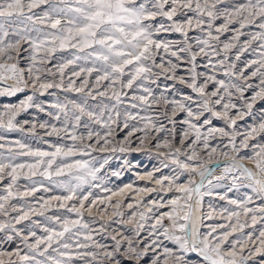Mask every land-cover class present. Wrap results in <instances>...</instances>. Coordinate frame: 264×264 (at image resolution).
Segmentation results:
<instances>
[{"label":"snow or ice","instance_id":"1","mask_svg":"<svg viewBox=\"0 0 264 264\" xmlns=\"http://www.w3.org/2000/svg\"><path fill=\"white\" fill-rule=\"evenodd\" d=\"M226 33L230 37L221 40ZM233 50L234 60L230 59ZM249 52L254 58L238 68L237 62ZM218 72L229 80L218 79ZM160 77L186 85L199 99L186 93H178L182 99H169L164 93L176 91L174 84L171 88L165 85L164 92L155 95L150 85ZM28 89L31 94L18 104L3 106L0 130L30 133L52 150L15 140L6 153L0 152V182L9 181L5 194L0 195V245L17 239L23 245H17L14 252L0 251V257L8 256V264H264V142L249 143L264 134V115L258 127L243 134L239 145L237 133L210 126L216 118L235 128L237 117L250 114L257 100L264 101V0H0V97H14ZM50 89L80 94L81 99L65 96L62 100ZM249 89L253 94L246 101L248 111L233 114L231 110L238 107L234 93L244 99L243 93ZM46 93L56 97L47 106L40 100ZM89 97L103 99L90 109ZM153 105H163L162 114L171 130L163 123L157 126L159 116L153 119L132 111ZM30 108L46 113L61 126L33 121L26 128L30 121L21 122L17 117ZM181 113L186 115L177 119ZM85 116L91 123L83 122ZM130 121L142 122V127L130 125ZM92 124L100 125L103 132ZM37 126L49 129L44 132L46 137L62 140L63 133L71 144L38 137ZM206 126L207 131H202ZM81 127L86 132H78ZM124 130L128 143L137 132L143 133L141 144L153 131L170 132L173 141L179 136V146L165 138L156 148L169 149L159 155L171 159L180 171L174 169L175 175L155 179L159 189L139 190L171 192L172 197L166 202L164 197L159 203L152 200L140 211L144 204L140 196L137 210L127 220L122 219L121 201L113 204L111 196L84 191V185L101 187L92 182L102 179L97 173L109 160L104 157L97 167L98 158L92 153L116 152L113 139ZM216 134L229 138L224 147L230 146L235 155L222 153L225 162L216 163L223 167V175L215 177L214 184L209 178L214 169L200 163L197 148L202 144L211 158L217 147L209 140ZM5 147L0 144V149ZM249 148L251 154L241 155V149ZM119 151L126 148L121 146ZM244 160L251 161L256 170L246 167ZM184 173L189 174L188 182L178 183ZM197 174L199 181L194 178ZM229 175L232 184L228 191L243 179L252 194L230 199L234 210L223 208L214 215L215 209L209 205L211 211L205 214L204 196L212 195ZM21 178L30 181L22 193L14 191ZM146 179L152 180L153 173ZM54 189L62 194L37 198V193ZM27 197L33 200L29 202ZM13 199L25 202L17 206L11 203ZM108 205L114 209L111 214ZM162 208L168 210L157 214ZM52 209L66 214L45 216ZM33 215L44 217L46 223L33 220L17 227ZM86 215L91 219H85ZM113 217L121 219L113 221ZM205 220L220 222L205 224ZM113 222L132 225L131 234L115 228L109 231ZM97 223L99 228H93ZM248 228L251 231L246 232ZM0 264L5 261L0 259Z\"/></svg>","mask_w":264,"mask_h":264},{"label":"rangeland","instance_id":"2","mask_svg":"<svg viewBox=\"0 0 264 264\" xmlns=\"http://www.w3.org/2000/svg\"><path fill=\"white\" fill-rule=\"evenodd\" d=\"M219 23V21L217 22ZM255 30V29H253ZM231 33H226L221 36V40H225L228 37H230ZM246 39V37H242V40ZM64 55H67V53H64ZM235 57V50L230 54V59L234 60ZM254 56L252 55L251 52L245 53L241 57V61L237 62V67L241 68L243 67V63L247 60L253 59ZM69 72L71 69L68 70ZM180 74H183L182 72ZM95 75V74H94ZM217 78L218 79H224L226 82L229 80V77H226L223 75V72H218L217 73ZM254 83L258 81H253ZM175 85V90L176 91H170V92H165L164 94L168 96L169 99H182V96H180L178 93H186L188 95H191L193 97V100H198L199 97L196 93L191 92L190 89L186 87V85H181L178 81H171V80H165L164 77H160V79L157 81L156 84H151L150 87L153 89L155 95L159 96L161 92H164V86L168 85L169 88H171L172 85ZM209 91L213 90V86L210 84L209 85ZM31 89H28L25 93H18L14 97H0V112L3 111V106L6 104H18L20 100L24 99L26 95L31 94ZM128 91V90H126ZM49 92H55L57 96L60 97V99H64L65 96H67L69 99H76L78 102L81 99L80 94L76 93H64L61 92L60 90L57 89H50ZM139 94H143L142 92ZM253 94V91L249 89L245 93H243L244 99H241V96L239 93H234L233 95V102L237 104V109H232V113L235 114L238 111H245L247 112V107H246V101H250V98ZM38 95V94H37ZM56 99L55 96L48 95L47 93L44 96L40 97L41 101L47 103L52 102ZM103 98L97 97V99L93 100L90 97L87 98V107L90 109H95L97 105L101 104ZM103 102L105 103H110L109 101L104 100ZM186 103H188L186 101ZM191 106L193 109H196V104L192 103ZM52 111H55V109H52ZM133 112H139L140 116H151L153 119H156L157 116H159V119H156L157 126H159L160 123H163L166 129L171 130L172 125L168 122L167 119L163 116V105L161 106H155L153 105L150 108H147L146 110H141V109H134L132 110ZM186 114L181 113L177 119H182L184 118ZM264 115V101L262 100H257L251 109L250 114L244 115V117L238 118L237 117V122L235 128H229L226 124V122L223 119H216L212 118V125L211 127H216V128H224L226 131L232 133L235 132L237 133V145H239V142L243 136V134H246L251 127H258L259 123L261 122V117ZM29 120L30 124L26 125L25 127H30L31 122L35 121L37 125L39 123H42L44 121H48L49 123H55L57 127H60V122L55 121L51 117H49L46 113H41L39 112L36 108H30L27 112L21 113L20 116L17 117V120L23 121V120ZM63 119V118H62ZM83 122H88L91 123L88 120V117L85 116L83 117ZM130 125H136L137 127H142V122L138 121H130ZM94 129L100 130L103 132V129L100 127V125H91ZM186 127V126H185ZM207 127L202 129V131H207ZM49 129H40L37 126V136L38 137H43L46 140H49L51 142H60V143H67L71 144V141L66 137L63 136V133H61V136L63 139L61 140L58 137L52 136V137H46L44 136V132L48 131ZM177 131H179V125L177 126ZM78 132H86V130L81 127L78 129ZM127 130L124 131H119L117 135H115L113 142H112V147L117 148L116 152H111V151H105V152H93L92 155L97 157V162L96 166L99 167V164L103 162L104 157H109L108 163L104 165L102 169L97 173L98 176H100L102 179L99 181H93L92 183H98L100 184L101 187L99 188H94L90 189V185H84V191L92 190L95 195L100 196V197H107L111 196L112 203L114 204L117 200L121 201V208L120 211L125 213V216L122 218L124 220L128 219L129 214L132 211L137 210V203L139 200L140 196H143L144 199V204L140 206L139 210L144 211L145 210V205H148V203L152 200H156L158 203L160 202V197H164L165 202L167 199H170L173 195V193L168 192H149V193H140L139 190L143 188H149V189H159V185L155 183V179L160 178L163 175L166 176H173L176 174V172H179L180 170L177 168L175 164L172 163L171 159H165L164 156L159 155V153H167L169 149L167 148H156L157 142L163 143L164 139L167 138L169 141H171L175 146H179V136L175 141L172 140V136L170 135V132H160L157 133L153 131L150 134L149 139L145 140L143 144L140 143L139 138L143 136V133L137 132L135 133L132 137H130L131 143H128L125 140V135H126ZM0 135L4 136L5 139L0 140V144L6 145L4 149H0V152H5L7 151V146L15 140H22L23 142L31 144L33 148H41L43 150H49L51 151L52 149L49 148L47 144L40 143L36 138L32 137L30 133H21V132H6L3 130H0ZM228 137H223L219 134H216L214 138H210L209 143L213 147H217V152L212 155L211 158L208 156V151L205 150L202 146H198L197 151L200 153L201 160L200 163L203 164L207 168H212L214 171L212 172L211 176L209 177L212 179L213 183H217L215 180V177L222 176L223 175V168L222 166L217 165V161L220 162L222 165L225 162V157L222 155L223 152H228L229 156L235 155L231 151V147L229 146L228 148H225L224 145L228 143ZM87 142V141H86ZM258 142H264V134H260L256 137V140H252L249 143H258ZM123 146L126 148L125 152H120L119 148ZM244 153H249L251 154V148L249 149H241V155ZM85 159H90L89 157H84ZM23 159V158H22ZM181 160H184L185 157L181 156ZM163 161V163H161ZM242 163L245 164L246 167L251 168L253 171H255V166L251 161L244 160ZM167 165L165 167L164 165ZM174 169L176 172H174ZM151 172L153 173V179L149 180L146 179L148 173ZM114 173H119V175H114ZM189 178L188 173H184L180 177V180L178 183H187ZM197 181L200 180L199 175H195L194 177ZM39 179V178H37ZM9 181L5 180L3 182H0V195L5 194V188L7 186V183ZM44 183L47 185V181H44ZM207 183V182H206ZM222 186L217 187L213 189V194L212 195H205L203 199V212L205 214L209 213L211 211L209 205H211L212 208L215 209L214 215H217L220 213L221 209L223 208H228L229 210H234L236 208L235 205H231L228 203L230 199H242L245 195H250L251 189L245 187V184L248 182L246 180H239L237 182L236 187H234L231 191H228L229 186L232 184V179L231 175L227 176L225 179L221 180L219 182ZM30 184V181L25 180L21 178L18 181V184L16 188H14V191L18 190L19 192H23L25 188ZM127 185H131V188H127ZM108 189L109 191L105 192L102 191V189ZM121 189H124L123 194L121 195H112L113 192L119 193ZM57 194H62L60 189H54L53 192L51 193H45L43 191L37 193V198L39 196L43 195L45 198H47L50 195H57ZM226 195L227 199H220V196ZM29 202L33 200L32 197H27L25 198ZM25 201L21 199H13L11 200V203L14 205H21ZM132 204L133 208L129 209L128 204ZM256 203H259L257 200ZM106 205H100V207H105ZM150 206V205H149ZM250 207L253 205H249ZM108 212L111 214L114 209L108 205ZM168 208H162L157 211V214L159 212L167 211ZM57 214H66L64 213V210H56L52 209L48 212L45 213V216H51V215H57ZM93 214L96 215V210H93ZM12 215H16V213H12ZM226 216L227 213H224ZM85 219L90 220L91 217H88L87 215L85 216ZM113 221L119 220L121 218L118 217H113ZM39 221L41 224L46 223L44 217L41 216H31L30 220L24 221L22 225H17V227H23L24 224H29L31 221ZM152 221H150L151 223ZM214 222H220L219 220L215 221H209L205 220V224L209 223H214ZM167 224L168 221H165ZM93 228H99V223L92 225ZM132 225L129 224H121V223H116L113 222L111 223V226L109 228V231L111 229L115 228L121 232H123L125 235H130V229ZM260 226L258 225L257 228ZM37 233H40V230L37 228ZM206 230V229H204ZM245 231H251V228L245 229ZM0 238H3V234L0 233ZM97 239H100L98 236ZM102 243H108L111 244L110 240H104L101 239ZM17 245H19V240L17 239L14 243L8 244L4 243L0 245V251H8V252H14ZM20 247H23V245H19ZM171 247V245L169 244ZM247 254V253H246ZM0 259H3L5 261V264H8V256H3L0 257ZM13 260H18L17 257L14 255L12 256ZM259 259V258H257Z\"/></svg>","mask_w":264,"mask_h":264},{"label":"bare ground","instance_id":"3","mask_svg":"<svg viewBox=\"0 0 264 264\" xmlns=\"http://www.w3.org/2000/svg\"><path fill=\"white\" fill-rule=\"evenodd\" d=\"M223 168V167H222Z\"/></svg>","mask_w":264,"mask_h":264}]
</instances>
